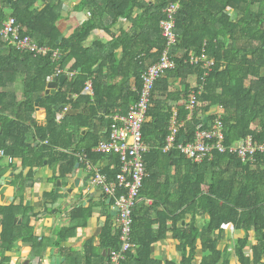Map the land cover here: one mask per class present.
<instances>
[{
  "label": "trees",
  "instance_id": "1",
  "mask_svg": "<svg viewBox=\"0 0 264 264\" xmlns=\"http://www.w3.org/2000/svg\"><path fill=\"white\" fill-rule=\"evenodd\" d=\"M61 3L0 0V28L13 17L21 36L46 48L41 55L19 53L0 35V264H11L9 254L19 242L30 244L32 257L39 258L48 246L35 236L31 207L24 200L33 169L44 164L52 167L56 181L80 161L99 167V162L108 160L100 172L108 181L114 180L118 157L95 149L108 139L115 117L127 114L138 100L143 74L163 56L166 39L160 22L169 3L179 4L177 42L168 52L174 67L155 81L151 91L142 126L143 141L149 146L143 156L146 171L132 214L134 249L120 264H159L151 247L169 231L179 243L181 260L166 264H230L231 254L242 264H258L264 255V153L258 150L264 145V0H79L73 10L88 17L59 40L64 31L58 27ZM121 19L130 26L115 30ZM97 30L110 41L85 46ZM190 55L213 60V66L207 68L202 61L190 64ZM62 75L66 79L56 93L36 103L47 83ZM88 81L92 95L84 92ZM15 83L21 89H13ZM192 93L195 104L189 110ZM66 106L68 112L58 121ZM213 107L221 113L211 114ZM174 113L180 125L178 142L194 141L199 124L209 128L219 119L223 145L230 147L250 137L256 148L253 161L227 151L213 152L211 159L194 163L176 149L164 152ZM7 158L28 169L26 178L18 175L15 180L21 181L13 183L21 194L18 204L16 197L7 202L3 195L4 172L13 169ZM2 159L8 167L1 165ZM58 197L45 194L40 213H51ZM108 198L104 194L101 201L107 217L100 228V247L95 248L90 239L82 256L67 251L62 264H79L81 258L85 264L92 259L104 264L108 258L110 264V254L120 250L117 217L108 211L114 201L107 204ZM98 204L72 208L68 225L56 230L52 247L64 253L62 243L77 228L87 226ZM199 217L206 221L198 227ZM228 226L243 231L230 254L218 247ZM252 236L255 244H250ZM247 247L250 255L244 251Z\"/></svg>",
  "mask_w": 264,
  "mask_h": 264
},
{
  "label": "built area",
  "instance_id": "2",
  "mask_svg": "<svg viewBox=\"0 0 264 264\" xmlns=\"http://www.w3.org/2000/svg\"><path fill=\"white\" fill-rule=\"evenodd\" d=\"M179 9L178 3H169L165 8V18L160 22V29L166 39V48L157 64L152 65L142 76V87L138 100L129 107L127 114L116 116L114 123L110 127L108 139L101 141L95 151L97 153H113L119 159V171L113 181H108L106 176L100 172V167L92 166L85 162L86 169L92 173V184L111 198L113 210L117 212V222L120 229L121 248L117 252L110 254V264H120L124 255L134 249L131 242L130 233L132 226L133 210L140 199V192L145 177V162L143 156L148 152L149 146L143 141L142 126L147 120V109L150 105V96L155 81L160 78L165 71L172 69L174 63L168 55L169 48L176 44L175 34V14ZM0 35L6 38L19 53H30L41 55L46 48L39 47L29 36H21L20 26L13 17H8L0 28ZM56 56V53L54 54ZM189 63L196 64L202 61L207 68L213 66V60L206 57H196L190 55ZM84 92L93 94L92 84L86 83ZM195 104V94L192 93L187 101V108L193 109ZM69 107L66 106L58 113L57 119L61 121ZM176 114L172 116L169 127V134L166 138L163 151L176 149L187 159L194 163H202L212 158L213 152L234 153L243 161H253L256 148L252 144V139L240 140L230 147L223 145L222 124L216 119L209 128H204L202 124L197 127L194 141H177L180 125L176 122ZM258 150L264 153V145ZM3 155V152H0ZM9 163L14 162L12 158H7Z\"/></svg>",
  "mask_w": 264,
  "mask_h": 264
},
{
  "label": "crops",
  "instance_id": "3",
  "mask_svg": "<svg viewBox=\"0 0 264 264\" xmlns=\"http://www.w3.org/2000/svg\"><path fill=\"white\" fill-rule=\"evenodd\" d=\"M61 3V19L58 22V27L60 30H64L66 34L71 31L77 24H80L85 19H87V15L83 14L82 12L74 11V6L79 2V0H60ZM145 1H153V0H145ZM130 26V23L125 20L121 19L120 23L115 27V30L119 29H126ZM96 41H102L107 43L110 41V38L106 36L101 31H94L91 36L88 38L85 46L94 47V43ZM133 81H131L130 85L132 86ZM15 89V88H13ZM211 114H219L221 113V109L218 107H213L210 110ZM82 160V159H81ZM81 162V161H80ZM82 163V167L85 169L84 176L89 175L90 172L86 169L85 163ZM108 164V160H103L99 162V167ZM1 165L3 167H8L9 164L7 163L6 159L1 161ZM59 167V166H58ZM57 167V168H58ZM56 168V176L57 171ZM54 170L52 167L44 164L41 168L33 169V175L27 179L26 186L24 189V200L25 205L27 206V192L26 188L29 187L31 189L30 195V204L28 206L31 207V212H28L31 215L30 225L33 226L34 234L39 239H44L47 242L48 246L46 249L41 252L40 258L39 257H32L31 255V246L27 243L19 242L17 247L14 249L12 253L9 254L11 257V264H51V257L52 253L55 255H59L60 258L63 259L60 264L66 261L65 256L67 251H71L76 256H82V249L88 240L93 241V246L95 248L100 247V228L104 223L107 214L106 208H103L101 205V201L103 198V193L99 190V188L95 187L92 184L89 186L90 190L87 194H85L84 198L79 202L73 204L72 201H69L63 197V193L59 191L57 194L59 197L53 205V210L51 213L43 214L40 213L43 209L44 203V195L54 193L55 183L59 181L53 180ZM70 173V172H69ZM174 173V170H171V174ZM28 174V169H22L20 167V162L14 161L13 162V169L11 167L4 172V177L1 180V185L4 186L3 195L6 198L7 202H12L13 199L16 197V203L18 204L21 200V194L19 193V187L14 185L13 183H18L21 180H15L18 175L21 178H26ZM60 175V174H59ZM65 176V175H64ZM91 179V176H90ZM15 180V181H14ZM7 183V184H6ZM66 185V184H64ZM94 203L98 204L96 208L93 209L92 216L88 220V224L85 228H77L75 230V235L71 238L67 239L64 243H62L61 247L65 250L64 253H61L59 250L52 247L53 242L56 240V230L61 226L68 225L69 221V211L78 206L86 207L88 204ZM108 204V200L106 202ZM150 203V202H149ZM58 209V210H57ZM108 211L111 213L113 212V206L108 208ZM32 214H37L36 217L32 216ZM198 227L202 224L205 220L204 217L198 218ZM22 219H19L21 222ZM116 222V219H114ZM185 224V222H182ZM253 235V234H252ZM243 236V231L233 229L232 227L228 226L225 227L221 232V239L219 241V249L229 251V254L232 248L235 245V242L238 238ZM250 244H255V240H253V236L250 240ZM178 241L173 238L172 233L169 231L165 234L164 238L156 242L151 247V255L155 262L159 264H166L168 262L178 263L181 260V253L178 249ZM200 257V256H199ZM231 259H234V256L230 255ZM79 264H85L84 260L78 259ZM98 259H92L91 264H98ZM108 263V261H107ZM106 264V260L105 263ZM233 264V263H232Z\"/></svg>",
  "mask_w": 264,
  "mask_h": 264
},
{
  "label": "water",
  "instance_id": "4",
  "mask_svg": "<svg viewBox=\"0 0 264 264\" xmlns=\"http://www.w3.org/2000/svg\"><path fill=\"white\" fill-rule=\"evenodd\" d=\"M66 35V32H63L62 36L59 37V40H62V38ZM59 42V41H58ZM57 42V43H58ZM66 79V75L60 76L57 78H52L46 86V89L40 94V96L36 99V103H39L40 100L49 95H54L56 91L62 86L64 80ZM86 130H82V133H84ZM46 163V161H45ZM59 170V167L57 168V171ZM85 169L82 167V163L78 162L74 165L72 171L63 178H60L59 181H56L55 183V189L54 193H58L61 191L63 193V197L69 201H72L73 204L79 202L82 200L85 196V194L88 193L90 190L89 186L91 185V179L90 176H84ZM59 176V173H57V177ZM7 184V183H6ZM66 184V185H64ZM27 192V206L30 204V192L31 189L29 187L26 188ZM111 201V198H108V203ZM112 216H116L117 212L116 210H113L111 213ZM103 255L105 256L106 253L103 252ZM63 259L59 257V255H55L52 253L51 257V264H60ZM108 258L106 259L107 264ZM25 264H28L26 262Z\"/></svg>",
  "mask_w": 264,
  "mask_h": 264
},
{
  "label": "flooded vegetation",
  "instance_id": "5",
  "mask_svg": "<svg viewBox=\"0 0 264 264\" xmlns=\"http://www.w3.org/2000/svg\"><path fill=\"white\" fill-rule=\"evenodd\" d=\"M244 251H246V255H250V248L249 247H247ZM232 263L233 264H240L241 262L239 259L234 257V259H230V264H232ZM258 264H264V255L262 256V259H260V262Z\"/></svg>",
  "mask_w": 264,
  "mask_h": 264
},
{
  "label": "rangeland",
  "instance_id": "6",
  "mask_svg": "<svg viewBox=\"0 0 264 264\" xmlns=\"http://www.w3.org/2000/svg\"><path fill=\"white\" fill-rule=\"evenodd\" d=\"M17 88V89H21V84L20 83H15V85H14V88ZM2 160H4V159H2Z\"/></svg>",
  "mask_w": 264,
  "mask_h": 264
}]
</instances>
